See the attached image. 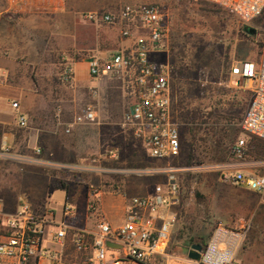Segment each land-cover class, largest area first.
I'll return each mask as SVG.
<instances>
[{"label": "rangeland", "instance_id": "obj_1", "mask_svg": "<svg viewBox=\"0 0 264 264\" xmlns=\"http://www.w3.org/2000/svg\"><path fill=\"white\" fill-rule=\"evenodd\" d=\"M67 3L74 11L71 25L68 23L65 28V19L58 17L33 35H26L27 24L22 22L17 27L15 16L5 12L6 6L0 0V44L4 46L5 35L8 40L16 39L18 47L14 51L12 46H7L9 55L2 58L8 57L16 65H23L32 58L22 57L29 48L37 62L29 64L23 73H7L5 84L0 88L15 91L22 88L32 98L43 97V100H30L31 107L60 109L56 116L53 113L32 117L29 125L42 122L46 131L55 129L59 120L68 123L60 124L66 130L82 109L94 106L100 116L97 123L75 125L70 133H64L65 140L74 147L65 156L67 163L80 167L91 165L95 158L100 161L94 170H65L57 168L56 164L61 163H56L47 148L41 147L48 160H42L41 156L39 163L0 161V191L7 189L8 194H14L18 190L46 205L64 182L69 203L75 202L73 209L78 211L73 223L96 231L98 220L87 211L91 188L128 201L133 196L151 194L157 185L166 181L165 174L156 173L157 170L169 166L185 168L188 170L178 174L182 195L176 208L178 223L172 230L171 252L184 258L189 246L206 242L219 223L235 227L241 222H250L252 227L237 254V262L264 264L262 197L246 188L224 184L218 170L220 165L236 162L230 148L237 139L243 138L249 141L243 161L245 173L264 172V139L248 138L241 129L250 94L243 90L240 79L231 74V68L239 62L258 61L264 48V28L256 19L244 24L232 13L199 0H67ZM130 3H158L170 13L168 46L154 56L158 63L168 64L172 69V109L180 124L182 154L170 163L152 159L142 143L133 137L130 127L124 125V114L136 100L131 90L121 98L116 81L109 80L107 89L98 92L87 84L75 85L62 79L66 62H82L78 72L84 70L86 75V60L93 56L108 58L117 51L119 29L92 23L86 15L111 12ZM14 101L18 100L6 96L0 100L5 113L14 111L9 124L12 131L20 129L17 110L12 107ZM11 150L21 153L20 148L12 146ZM115 150L117 159H110V153ZM54 196L57 200V194ZM61 208L62 204L58 203L55 208L58 217ZM102 215L105 216L103 212ZM123 221L122 217L115 219L112 225L120 226ZM2 228L0 215V237ZM182 230L185 233L179 239ZM67 253L73 256V247L68 245ZM117 256L118 252L108 251L109 262Z\"/></svg>", "mask_w": 264, "mask_h": 264}, {"label": "built area", "instance_id": "obj_2", "mask_svg": "<svg viewBox=\"0 0 264 264\" xmlns=\"http://www.w3.org/2000/svg\"><path fill=\"white\" fill-rule=\"evenodd\" d=\"M199 1L232 13L244 24L254 21L264 9V0ZM86 19L116 27L122 38L132 40V45L123 52L108 58L90 57L87 60L90 76L93 79L108 76L129 84L126 89L131 90L136 100L125 112L123 123L130 127L133 137L142 143L152 159L170 163L181 157L180 124L172 109V69L154 59L156 53L168 46L169 11L158 3H130L107 13L89 12ZM8 55V49L0 44V58ZM231 74L250 80L254 85L241 129L248 138L263 140L264 48L259 62L237 63L231 68ZM5 78L7 73L0 69L1 86L5 84ZM62 79L65 83L75 82L70 62L65 64ZM12 107L19 111L20 103L14 101ZM97 122L96 108L87 106L76 115L66 133H70V128L75 125ZM17 125L28 129V118L19 113ZM248 144V140L239 138L232 145L230 151L236 162L218 167L220 179L224 184L258 193L264 203V172L245 173L244 167L240 166L247 156ZM34 151V156H21L13 153L4 142L0 147V161L41 162V148ZM109 158L117 159V150L112 151ZM99 161L95 158L91 165L56 164V167L90 171ZM187 170L173 166L157 170L156 173L165 174L166 181L157 185L149 195L132 197L126 205L124 222L118 227L102 215L101 191L91 188L87 211L98 220L96 231L73 223V216H70L73 207L70 205L64 208L68 217L58 219L54 209L45 205L35 207L26 198L19 197L13 211H0L3 227L0 264H163L164 259L166 264H238L237 254L247 241L252 227L250 222H241L235 227L222 223L216 225L198 260L190 259L189 251L184 258L171 252L172 230L178 223V215L172 213V208L180 205L182 195L178 174ZM68 245L74 249L73 256L67 253ZM109 250L118 252L112 262L107 258Z\"/></svg>", "mask_w": 264, "mask_h": 264}, {"label": "crops", "instance_id": "obj_3", "mask_svg": "<svg viewBox=\"0 0 264 264\" xmlns=\"http://www.w3.org/2000/svg\"><path fill=\"white\" fill-rule=\"evenodd\" d=\"M5 6H6V13H11L12 15L15 16V19H13L15 22L17 21L18 25L17 27L20 28L21 23L25 22L27 24V30L29 32L24 33L26 35H33V33L39 29V28H44L45 24L51 23L52 20L63 18L65 19V28L68 26V23L71 25L73 23L74 19V11L71 7L68 6L67 0H1ZM81 11V10H79ZM90 11V10H89ZM2 14V13H1ZM0 14V16H1ZM1 18V17H0ZM1 24V21H0ZM26 29V28H25ZM24 29V30H25ZM34 30V31H33ZM54 33V32H53ZM3 45L4 47L6 46H12L13 49H16L18 51V47L16 46V39H11L8 40L7 36L3 35ZM132 45V40L130 39H124L120 37V39L117 38V51L115 53L123 52L124 50L128 49ZM15 51V50H14ZM22 50V57H32L31 59L28 60V62H25L23 65H20L17 63L15 64V60L10 59V58H0V69L4 73H8L11 75H17L18 73H23V70L26 69L29 64H35L36 61L33 60V57L31 54L33 52L32 49H29L26 51ZM113 53V54H115ZM112 54V55H113ZM29 55V56H28ZM103 58V57H102ZM84 62V61H83ZM87 63V68H85L87 74L84 75V70H81V72H78V65L82 62H77L73 64V69H74V77H75V85L78 84H87L89 88L98 90V92L105 91L107 87L109 86V80L114 81L112 78L108 76H103L99 79H93L88 70V61H85ZM247 62V61H246ZM249 62V61H248ZM258 62V61H257ZM243 63V62H239ZM39 64V63H38ZM51 65V64H50ZM19 66V68H17ZM8 67V68H7ZM85 72V73H86ZM237 77V76H236ZM239 78V77H238ZM240 79V82H242V88L244 91L248 92L250 94L249 96V102L250 98L252 95L253 91V83L251 84L250 80H245V79ZM119 88V87H118ZM20 89V87H19ZM20 96L18 99V102L20 103V110L17 111V117L19 113L25 115L29 122L33 120L32 117L35 115H40V116H48L50 114H55V116L60 112L59 110H51L50 108L46 107H31L30 100H43L42 96L35 95L33 98L30 95H27L23 89H20ZM119 95L121 98H124L125 93H126V88L124 86L120 88L118 91ZM1 100V96H0ZM131 106V105H130ZM129 106V107H130ZM129 109V108H128ZM98 117L99 113L97 112ZM12 116H14V111L9 114L5 113L3 109L0 107V130H3L4 133L0 135V147L1 145L5 142L7 143L11 148L12 146L15 148H20L22 150L24 149H29V150H34L35 148H47V150L50 152V155L55 158L56 163H61V164H67V165H72L71 163H67L68 157L67 154L71 152V150L74 149L72 146L73 143H70L65 140L64 138V133H66V130L64 127L60 128V124L62 126L67 125L68 123L62 122L59 120L57 122V126H55V129H50V131L44 130L45 126H43L42 122L38 125H29L28 129H25L24 135L21 138L16 137L14 132L10 130L9 124H11L12 121ZM59 125V127H58ZM70 126V125H69ZM66 128V127H65ZM7 129V130H6ZM65 130V131H64ZM21 156H25L22 153H19ZM66 155V156H65ZM47 155H45L46 157ZM65 156V157H64ZM44 157V156H42ZM43 158L42 160H46L47 158ZM48 157V156H47ZM66 158V160H64ZM48 160V159H47ZM58 161V162H57ZM241 167H244V164L242 163L240 165ZM99 189V188H98ZM101 211L105 214L106 219H108L111 223L114 222L115 219L125 218V210H126V205L129 202L125 200L122 196H113L111 193L103 192L101 189ZM6 193V194H5ZM57 194L55 200L54 195ZM19 197H24L28 201H30L34 206L35 203L37 206L42 208L45 205V202L43 201H38L33 199V197H27L17 190L16 193L14 194H8L7 189H2L0 191V211L5 210V211H13L19 202ZM134 197V196H133ZM60 199V200H58ZM41 203V204H40ZM60 203L62 204V208L60 211L59 217L57 216V210L56 205ZM65 205H70L71 207L75 208V202H70L68 200V194L65 190L59 188L56 189L55 192L52 193L50 197V201L45 205L48 206L52 209L55 210L56 216L58 219L64 218L66 216L64 212ZM176 208L178 206H174L172 208V213L177 214ZM76 209L72 210V214L70 216L72 218V221L77 217V210ZM68 217V215L66 216ZM124 222V221H123ZM115 227V226H114ZM118 227V226H117ZM114 248V247H111ZM113 251V250H110ZM188 251V250H187Z\"/></svg>", "mask_w": 264, "mask_h": 264}, {"label": "trees", "instance_id": "obj_4", "mask_svg": "<svg viewBox=\"0 0 264 264\" xmlns=\"http://www.w3.org/2000/svg\"><path fill=\"white\" fill-rule=\"evenodd\" d=\"M256 21H257V23L259 24V25H261L263 28H264V9H263V11H262V13L260 14V16L259 17H257L256 18ZM247 28H249V27H247ZM261 47H263V45L261 44L260 45ZM262 53V52H261ZM261 53H260V56H261ZM260 56H259V58H258V62H259V60H260ZM114 81H116L117 83H119V85H118V87L119 88H121V86L123 87L124 86V88H127L126 87V85H128V87H129V84H124L122 81H118V80H114ZM129 90V89H128ZM127 89H126V91H128ZM0 96H6V97H8V98H14V99H16V100H18L19 99V96H20V91L19 90H12V89H6V88H0ZM1 127V126H0ZM7 130V129H6ZM14 132V134L16 135V137H17V139L18 138H21V137H23V135H24V132H25V129H17L16 131H13ZM4 133V131L3 130H0V135H2ZM12 151V150H11ZM13 152V151H12ZM14 153V152H13ZM23 155H25V156H34L35 155V151L34 150H27V149H24V150H22V152H21ZM41 156H44V153H42L41 154ZM78 177V176H77ZM63 183V185H62V187H61V189H63V190H65L66 192H67V194H68V188H67V185L64 183V182H62ZM185 232L182 230V231H180V233L178 234V238L179 239H182V236H183V234H184ZM204 241H205V239H204ZM202 245H205V242H202Z\"/></svg>", "mask_w": 264, "mask_h": 264}, {"label": "water", "instance_id": "obj_5", "mask_svg": "<svg viewBox=\"0 0 264 264\" xmlns=\"http://www.w3.org/2000/svg\"><path fill=\"white\" fill-rule=\"evenodd\" d=\"M109 247H114V245L112 244H108ZM202 244L200 243H194L192 246H191V249L189 251V258L192 259V260H198L200 258V252L202 251ZM163 264H166V261L165 259L163 260Z\"/></svg>", "mask_w": 264, "mask_h": 264}, {"label": "flooded vegetation", "instance_id": "obj_6", "mask_svg": "<svg viewBox=\"0 0 264 264\" xmlns=\"http://www.w3.org/2000/svg\"><path fill=\"white\" fill-rule=\"evenodd\" d=\"M203 246V245H202Z\"/></svg>", "mask_w": 264, "mask_h": 264}]
</instances>
